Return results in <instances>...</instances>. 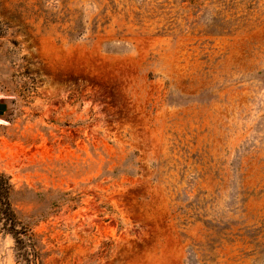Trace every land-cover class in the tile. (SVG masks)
<instances>
[{
  "label": "rangeland",
  "instance_id": "rangeland-1",
  "mask_svg": "<svg viewBox=\"0 0 264 264\" xmlns=\"http://www.w3.org/2000/svg\"><path fill=\"white\" fill-rule=\"evenodd\" d=\"M1 105L0 264H264V0H0Z\"/></svg>",
  "mask_w": 264,
  "mask_h": 264
},
{
  "label": "trees",
  "instance_id": "trees-1",
  "mask_svg": "<svg viewBox=\"0 0 264 264\" xmlns=\"http://www.w3.org/2000/svg\"><path fill=\"white\" fill-rule=\"evenodd\" d=\"M14 186L11 178L0 173V222L3 229L13 235L16 243H34V234L17 216L11 201Z\"/></svg>",
  "mask_w": 264,
  "mask_h": 264
},
{
  "label": "water",
  "instance_id": "water-1",
  "mask_svg": "<svg viewBox=\"0 0 264 264\" xmlns=\"http://www.w3.org/2000/svg\"><path fill=\"white\" fill-rule=\"evenodd\" d=\"M6 105H1L0 106V115H3L4 111L6 110Z\"/></svg>",
  "mask_w": 264,
  "mask_h": 264
},
{
  "label": "bare ground",
  "instance_id": "bare-ground-1",
  "mask_svg": "<svg viewBox=\"0 0 264 264\" xmlns=\"http://www.w3.org/2000/svg\"><path fill=\"white\" fill-rule=\"evenodd\" d=\"M0 122H1V120H0Z\"/></svg>",
  "mask_w": 264,
  "mask_h": 264
}]
</instances>
